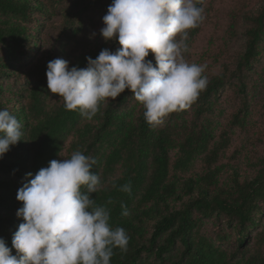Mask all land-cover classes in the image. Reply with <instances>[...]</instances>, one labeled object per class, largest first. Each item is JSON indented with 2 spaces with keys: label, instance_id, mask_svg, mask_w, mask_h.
Here are the masks:
<instances>
[{
  "label": "trees",
  "instance_id": "1",
  "mask_svg": "<svg viewBox=\"0 0 264 264\" xmlns=\"http://www.w3.org/2000/svg\"><path fill=\"white\" fill-rule=\"evenodd\" d=\"M58 1L0 0V110L15 116L23 133L0 158V238L12 255H17L13 236L24 222L17 215L23 207L18 190L50 161L80 151L97 160L92 171L101 186L92 198L110 210L111 226L124 228L130 237L127 252L114 249L110 264H264V156L247 157L255 174L241 172L234 163L238 152L230 150L233 132L222 127L217 107L221 91L234 78L242 105L229 123L246 127V73L264 53V3L257 12L244 14L245 44L234 68L224 65L222 72L209 77L203 73L208 84L198 99L153 127L143 105L138 111L135 104L130 106L134 96L127 89L102 103L92 120L78 110H66L63 98L47 86V65L56 59L49 51L33 58L27 68H17L40 45L44 22L56 15ZM73 2L79 9L65 11L59 28L62 40L76 46L84 35L82 13L107 9L112 0ZM194 4L202 8V0ZM202 22L189 30L190 51ZM120 47L118 41L95 38L67 61L70 68H85L87 57L95 59L106 48L115 53ZM147 59L155 66L153 53ZM9 78H14L11 87ZM260 140L264 144V130ZM126 183L131 184L130 193L119 190ZM122 204L129 216L122 215ZM214 214L225 216L236 232L233 251L222 245L226 235L214 238L205 231V220Z\"/></svg>",
  "mask_w": 264,
  "mask_h": 264
},
{
  "label": "clouds",
  "instance_id": "2",
  "mask_svg": "<svg viewBox=\"0 0 264 264\" xmlns=\"http://www.w3.org/2000/svg\"><path fill=\"white\" fill-rule=\"evenodd\" d=\"M202 12L194 0H112L100 32L106 42L115 40L121 47L87 57L85 68H70L61 58L49 61L47 86L63 98L66 110H78L88 120L102 103L130 90L143 105L146 121L160 126L169 114L189 108L207 87V66L184 56L189 30L198 27ZM150 53L155 66L147 59ZM22 135L18 119L0 110V158ZM96 164L75 151L70 158L50 161L18 190L23 207L17 215L24 222L12 239L17 255L0 238V264H110L114 249L127 252L126 230L113 228L110 210L91 196L101 186L92 171ZM119 190L130 193L131 184Z\"/></svg>",
  "mask_w": 264,
  "mask_h": 264
},
{
  "label": "rangeland",
  "instance_id": "3",
  "mask_svg": "<svg viewBox=\"0 0 264 264\" xmlns=\"http://www.w3.org/2000/svg\"><path fill=\"white\" fill-rule=\"evenodd\" d=\"M73 3V0H62L55 4L56 15L45 20L41 30L40 45L30 53V58L20 61L17 68L20 70L23 67L27 68L33 58L38 57L39 54L46 55L48 51L56 59L69 60L78 53L82 44L89 40L95 38L97 41L105 40L99 33L104 27L103 17L107 14L108 8L101 10L91 8L82 13L84 35L78 45L75 46L66 39L62 40L59 21L65 11L75 13L79 9L74 7ZM263 3L264 0H202L201 31L194 41L193 49L184 54L185 59L190 63L206 65L204 74L208 77L222 72L224 65L230 66L232 70L237 57L244 49L245 30L248 26L244 20V14L257 12ZM13 79L9 82L10 87ZM4 83H7V80ZM234 84L236 80L229 78L220 93L217 101V107L221 110L219 120L222 127L233 132L230 150L238 152V158L234 160V163L238 165L242 173L253 175L255 170L246 163L247 157L257 159L264 156V144L260 140L264 130V53L254 63L252 71L246 73L249 115L244 128L230 127L229 123L233 114L242 105V99L235 94ZM134 104L136 111L142 106L135 98L130 101V106ZM204 229L210 237L215 238L219 233L226 235L222 245L230 251L234 250L236 232L231 230L225 216L214 214L205 220Z\"/></svg>",
  "mask_w": 264,
  "mask_h": 264
}]
</instances>
